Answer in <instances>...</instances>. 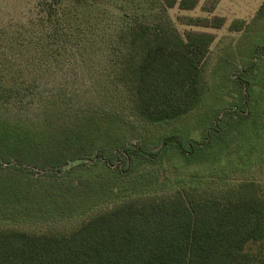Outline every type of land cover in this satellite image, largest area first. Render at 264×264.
Returning a JSON list of instances; mask_svg holds the SVG:
<instances>
[{
  "label": "rangeland",
  "instance_id": "374dc122",
  "mask_svg": "<svg viewBox=\"0 0 264 264\" xmlns=\"http://www.w3.org/2000/svg\"><path fill=\"white\" fill-rule=\"evenodd\" d=\"M51 1L0 0V81L14 89L0 101V182L11 186H0L8 194L0 198L18 202L17 210L0 209V227L71 230L181 181L225 190L254 180L264 196V0H199L193 10L164 0L68 2L50 15ZM161 17L181 34L215 40L203 101L153 124L132 111L117 58L130 26ZM190 18L224 25H189ZM171 136L194 155L164 146Z\"/></svg>",
  "mask_w": 264,
  "mask_h": 264
},
{
  "label": "trees",
  "instance_id": "16d2710c",
  "mask_svg": "<svg viewBox=\"0 0 264 264\" xmlns=\"http://www.w3.org/2000/svg\"><path fill=\"white\" fill-rule=\"evenodd\" d=\"M98 1L52 0L50 15L68 2ZM164 1L167 8L178 4L182 10H193L199 2ZM189 25L220 29L224 20L190 18ZM236 26L233 23L231 30L241 29ZM214 40L207 32L181 34L164 17L130 26L126 47L117 58L118 79L141 121L167 122L199 106L207 91L204 66ZM13 92L0 81V101ZM173 144L179 153L194 155L173 136L163 141L164 146ZM199 184L181 181L168 194L126 200L71 230L36 233L0 227V264H264V196L259 183L246 180L225 190ZM12 197L0 198V209L17 210Z\"/></svg>",
  "mask_w": 264,
  "mask_h": 264
}]
</instances>
